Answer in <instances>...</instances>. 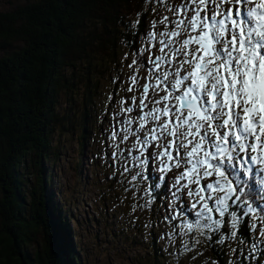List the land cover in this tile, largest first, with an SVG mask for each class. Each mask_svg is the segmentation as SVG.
<instances>
[{"label": "rangeland", "instance_id": "374dc122", "mask_svg": "<svg viewBox=\"0 0 264 264\" xmlns=\"http://www.w3.org/2000/svg\"><path fill=\"white\" fill-rule=\"evenodd\" d=\"M17 4L0 0V10ZM139 12L146 13V30L138 52L118 42L114 58L105 55L118 65L89 77L91 121L98 129L90 130L83 154L72 125L54 130L44 164L52 173L49 190L81 264H220L209 244L211 207L224 209L231 194L216 170L240 166L239 158L248 156L250 170L264 184V105L244 93L249 81L264 85V72L258 77L264 69V0H150L127 13L131 28ZM207 33L222 44L217 61L209 56L210 46L191 43ZM202 63L204 73L198 69ZM251 65L256 73L248 80ZM79 67L76 81L85 76ZM81 86L57 94L56 109L69 111L71 123L83 114ZM226 92L236 95L230 107ZM192 96L203 107L201 122L180 109V98ZM145 171L163 186L157 192L148 189L152 179ZM23 172L30 188L33 163ZM252 225L256 246L248 253L260 251L264 262V228L257 221ZM30 237L33 253L44 238L41 231ZM217 245L230 263L233 243Z\"/></svg>", "mask_w": 264, "mask_h": 264}, {"label": "trees", "instance_id": "16d2710c", "mask_svg": "<svg viewBox=\"0 0 264 264\" xmlns=\"http://www.w3.org/2000/svg\"><path fill=\"white\" fill-rule=\"evenodd\" d=\"M18 1L12 10H0V52H4L0 56V264H81L67 220L53 202L52 173L44 164L58 127L66 131L72 125L78 130L83 154L90 130L98 129L91 121L94 91L89 77L98 68L104 71L110 64L118 65L119 61L105 59V55L114 58L118 42L138 52L146 13L139 12L133 28L126 15L138 12L150 0ZM138 60L143 63V57ZM81 65L85 82L74 80V71ZM79 83L83 114L71 123L69 111L56 109L57 94ZM143 154L146 162L147 151ZM111 161L116 162L114 158L107 162ZM30 162L35 179L28 188L23 168ZM240 165L225 164L216 170L231 195L224 209L211 207L215 227L209 244L220 264H227L224 251H217L220 241L234 245L228 264H264L260 251L252 252L254 259L248 253L256 246L252 222L264 228V185L256 172L247 173L245 161ZM156 184L152 179L148 189L157 192L163 187ZM40 231L43 244L29 253L30 235Z\"/></svg>", "mask_w": 264, "mask_h": 264}, {"label": "water", "instance_id": "95a60500", "mask_svg": "<svg viewBox=\"0 0 264 264\" xmlns=\"http://www.w3.org/2000/svg\"><path fill=\"white\" fill-rule=\"evenodd\" d=\"M211 38L209 36L204 37L202 39H199L197 42H209ZM181 109H189L193 112H195V115L198 119L201 118L202 110L200 106L198 105V100L196 98H193L190 101H187L185 99H181Z\"/></svg>", "mask_w": 264, "mask_h": 264}, {"label": "flooded vegetation", "instance_id": "af4514ba", "mask_svg": "<svg viewBox=\"0 0 264 264\" xmlns=\"http://www.w3.org/2000/svg\"><path fill=\"white\" fill-rule=\"evenodd\" d=\"M253 91L256 92L257 91V88L256 89H253Z\"/></svg>", "mask_w": 264, "mask_h": 264}]
</instances>
